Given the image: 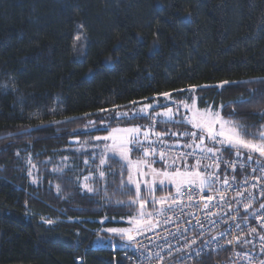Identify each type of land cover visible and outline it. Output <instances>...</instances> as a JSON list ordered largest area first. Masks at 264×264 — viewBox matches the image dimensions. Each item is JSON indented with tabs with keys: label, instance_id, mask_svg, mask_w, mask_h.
<instances>
[{
	"label": "trees",
	"instance_id": "obj_1",
	"mask_svg": "<svg viewBox=\"0 0 264 264\" xmlns=\"http://www.w3.org/2000/svg\"><path fill=\"white\" fill-rule=\"evenodd\" d=\"M163 93L194 94L258 132L264 0H0V264H128L94 233L128 227L135 190L121 188L127 170L115 157L97 177L99 155L83 146L116 126L151 124L113 116ZM90 173L94 191L84 193Z\"/></svg>",
	"mask_w": 264,
	"mask_h": 264
},
{
	"label": "snow or ice",
	"instance_id": "obj_2",
	"mask_svg": "<svg viewBox=\"0 0 264 264\" xmlns=\"http://www.w3.org/2000/svg\"><path fill=\"white\" fill-rule=\"evenodd\" d=\"M80 38L81 36L78 34L76 40ZM227 83V81L223 82V84ZM162 95L166 97L169 96L168 93H163ZM240 102L246 103L247 101L242 100ZM180 106H183L190 112L191 115L186 117L184 122L190 124L193 130H186L183 133L172 132L171 135L188 137L184 147L191 149V151H186L179 155L171 154V145L167 144L163 139V136L168 133L156 132L152 127L143 129L140 126L112 128L109 135L95 137L97 141H111V144L106 143L104 145L103 150L98 156L99 165L97 166V173L99 178H106L104 166L107 165L109 159H112V156H109L108 153L117 156V162H122V177L123 169L126 168L127 170L126 180L122 178L120 181L121 188L128 189L129 193H131L133 186L135 189V199H131L127 203L129 206L138 205V215L129 218L132 228H112L108 229V231L128 234V238L131 240L133 239L131 235L133 231L137 234H141L145 227L150 229L152 226V221L150 219L152 213L146 211L149 198L151 199L153 207L157 204L161 205L158 211L160 214H164L165 208L163 206L167 204L168 210H171V204L177 202L182 191L188 192L187 199L190 201L192 200V192L198 191L199 193H203L205 190L212 191L214 184L220 180V172L216 170L220 169L221 163L225 165V170L231 168L233 172H235L237 160L242 156L245 157L244 162L239 165L242 170L248 161L255 159L257 164H261V161L264 160V126H261L258 132L250 131L249 129L255 128V125H246L233 119L236 115L235 111L225 116L222 115L220 110H213L210 107L201 109L196 106V100L194 99L191 104L181 102ZM222 107L224 106L222 105L221 108ZM150 108H152L151 104L143 105L138 111L131 114V118L146 115ZM157 115L165 117L168 122L173 121L175 116L171 108L167 109L165 112L157 113ZM115 118H129V113H117ZM149 118L151 119V117ZM90 123L92 122L90 121ZM153 135L156 138L155 140L151 139ZM206 140L212 143L208 144ZM133 151L142 153L143 158L132 159L130 153ZM225 153L227 154V158H225ZM253 154H258V156L254 157ZM233 156L237 159H232ZM189 158H191L194 163L189 164ZM177 160L180 161L179 166H177ZM209 160L211 163H205V161ZM94 162L95 161H93V163ZM84 163L87 165L89 161L85 160ZM157 163H160L162 167H154ZM33 167L35 166L33 165ZM207 169H213V171H206ZM252 170L253 172L256 171L255 168ZM261 170L264 171V164H261ZM91 175L90 173V176ZM113 175H115V173H113ZM90 176H85L84 180L88 181ZM231 178L235 180L234 175ZM142 183L147 189V195L141 194ZM222 183L228 185L229 179L227 175H225V179ZM245 183H247V181H245ZM168 185H173L175 187V194L157 198L154 194L155 191L157 189L164 191ZM190 186L191 191H189ZM84 187L89 192L94 191L87 183L84 184ZM220 195L221 199H223V194ZM237 195L240 196L243 195V193L238 192ZM214 198L215 197L212 195L201 196V199L204 201V209L209 208V202ZM169 200L171 204L168 203ZM117 203L124 202L118 201ZM250 203L251 201H249V204ZM247 207L248 205H245V209H247ZM260 207L264 208V204H261ZM208 215H214V213H209ZM233 219H235V217H233ZM165 222H168L167 219ZM197 222L199 223V220H197ZM48 223H51V221H48ZM201 227H203L202 224ZM237 227H240V225H237ZM262 227H264V223H262ZM250 231L255 232L256 229L252 228ZM231 234L232 233L229 232L220 233L219 235L224 237ZM213 239H215V237ZM260 239L264 242V236H261ZM191 243L194 244L195 240L191 241ZM226 243L247 244L249 241L242 239L240 235H234L233 239L227 240ZM186 247H188V245H186ZM262 251H264V244H262ZM200 254V251L196 252V255L199 256ZM260 264H264V260H261Z\"/></svg>",
	"mask_w": 264,
	"mask_h": 264
},
{
	"label": "built area",
	"instance_id": "obj_3",
	"mask_svg": "<svg viewBox=\"0 0 264 264\" xmlns=\"http://www.w3.org/2000/svg\"><path fill=\"white\" fill-rule=\"evenodd\" d=\"M187 140L188 137L181 136L178 140L179 144L167 143L171 145L170 153L179 155L191 151L184 147ZM206 143L212 142L206 140ZM232 159L237 158L233 156ZM244 159L245 157L242 156L237 160L235 172L231 168L225 170V165L221 163L220 169L216 170L220 172V180L214 184L212 191L192 192L191 201L187 199L188 192L182 191L175 204H171L169 200L171 210H168L167 204L163 206L164 214L158 211L160 205L151 217V228L145 227L141 234L133 231L131 240L128 234L116 235L108 229L95 232V237L100 238L101 241L97 246L119 250L120 256L128 264H260V261L264 260V251H262L264 242L260 239L264 236V227H262L264 208L260 207L264 204V171L261 170L264 160L261 164H257L255 159L248 161L242 170L239 165ZM188 163L194 161L189 158ZM254 168L255 172L252 170ZM225 175L229 179L228 185L222 183ZM233 175L235 180L231 178ZM238 192H242L243 195L238 196ZM170 194H175V190L167 196ZM220 194H223V199ZM209 195L215 198L209 202V208L204 209L201 196ZM245 205H248L247 209ZM209 213L214 215H208ZM166 219L168 222H165ZM252 228L256 231L251 232ZM229 232L232 234L224 237L219 235ZM234 235H240L249 243L227 244L226 241L232 240ZM193 240H195L194 244L191 243ZM197 251L201 252L199 256L196 255Z\"/></svg>",
	"mask_w": 264,
	"mask_h": 264
},
{
	"label": "rangeland",
	"instance_id": "obj_4",
	"mask_svg": "<svg viewBox=\"0 0 264 264\" xmlns=\"http://www.w3.org/2000/svg\"><path fill=\"white\" fill-rule=\"evenodd\" d=\"M161 98L164 100V102H156V101H153L151 103H147V104H151L152 105V108L148 109L146 115H141V116H145V118L147 120L150 119L149 117H151V119H150L151 124H149L148 121H140V122H137V123L131 124V125H123V126H118V127L116 126L115 128H127V127H133V126H140L143 129V128L152 127V128H154V130L156 132H161V133L167 132L168 133L167 135H164L163 136V139L164 138H167V137H174L175 138V139H170V140L164 139V141L166 143H171V145H177V144H179V141L178 140L181 138V136H172L171 135L172 132H176V131H172V130H168V131H164L163 130L162 131L161 129H158L156 127L157 122H161V123L168 122V121H166V118L165 117L158 116L157 113L165 112V111H167V109L171 108L173 110V113L175 114L174 120L171 121V123H179L181 121L184 122L185 118L191 115L190 112H188L187 109H185L183 106H180L181 105V102H186L188 104H191L192 103V100L194 99V100H196V106L198 108L203 109L205 107L199 106L198 97L196 95H194V94L189 95V99L188 100H184V101H181V102L172 101L169 96L166 97V96L162 95ZM147 104H140V105H137V106L130 107L129 109H126V110L118 111V112L114 113L113 118L116 117L117 113H129V118H121V119H123V120L133 119V118H131V114L134 113V112H136V111H138L143 105H147ZM210 108H212V107H210ZM212 109L213 110H217V109H214V108H212ZM115 119H117V118H115ZM106 127H108V123L107 122H104V123H102L100 125V128H102V129H106ZM184 131H186V130H184ZM184 131H182L180 133H183ZM187 131H189V130H187ZM109 132L106 135H102V136H99V137L107 136V135H109ZM151 139L152 140H155L156 138L153 135V136H151ZM106 143L107 144H111V141H103V140L97 141L94 138L91 142H89L87 145H85L83 147H85L86 149H89L90 151H92L93 154H98L99 155L101 153V151L103 150L104 145ZM135 153H136L135 155L132 154V152L130 153V156H131L132 159L143 158L142 153L136 152V151H135ZM108 155L109 156H112V157H115V158L118 159V157L117 156H114L112 153H108ZM253 155H255V154H253ZM257 156H258V154H257ZM87 165H89V163ZM179 165H180V161L177 160V166H179ZM27 166H28V175H29L30 179L31 180H35V178H36L35 175L37 173V170L35 169V167H33L32 163H31V159H28L27 160ZM154 167L160 168V167H162V165L160 163H157V164L154 165ZM87 176H90V175H87ZM96 176L99 177L97 172H96ZM92 179H93V176L91 175L90 176V179L88 181H85L84 180V177L79 180V183L78 184H79V187H80V189H81L82 192H84V193H90L84 187V184L87 183L89 185V187H91L90 182H91ZM132 188L134 189V186ZM168 189L172 191V190H175V187L173 185H168L165 190H168ZM141 192H144V194L147 195V189L144 187L143 183L141 184ZM167 195H168V193L165 194V195H162L160 197H166ZM160 197H157V198H160ZM148 202L152 203L150 198H149V201ZM155 206H157V209L156 210H158V208L160 207V205H158V204L155 205ZM146 211L147 212H151V211H149L147 209V206H146ZM154 212H156V211L154 210V211L151 212L152 215L154 214ZM137 215H138V213L134 217H136ZM124 222L127 224L128 228H132V224L129 222V219H125ZM112 234L118 235L120 233H118V232L114 233L113 232ZM94 243L96 245H100V243H101L100 238H95V242Z\"/></svg>",
	"mask_w": 264,
	"mask_h": 264
}]
</instances>
